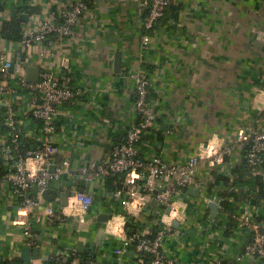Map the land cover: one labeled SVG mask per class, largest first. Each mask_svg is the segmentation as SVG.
<instances>
[{"label":"crops","instance_id":"1","mask_svg":"<svg viewBox=\"0 0 264 264\" xmlns=\"http://www.w3.org/2000/svg\"><path fill=\"white\" fill-rule=\"evenodd\" d=\"M70 3L18 0L11 14L0 17V29L17 14L19 20L21 15L27 16L26 21L20 20L23 33L34 32L42 16ZM88 9L71 39L52 38L28 53H22L18 44L1 42L10 49L7 58L15 72L26 76L28 67L53 72L61 82L81 91L60 111L55 163L67 162L72 173L109 158L134 121L131 72L140 68L149 77V101L158 120L156 127L143 134L139 157L171 165L202 154L206 160L199 167V176L208 182L211 198L227 190L216 179L225 177L232 183L239 176L235 172L244 165L246 152L239 132L258 126L264 109V0H171L165 16L148 33L147 46L143 44L147 9L140 0H89ZM117 52L121 53L119 74L113 67ZM25 126L28 142L36 146L37 123L29 118ZM226 150L229 154L223 153ZM254 174L264 176V170ZM75 177L63 174L52 189L67 193L75 187L93 198L83 222L69 217L63 225H37L32 248L22 244L18 229L11 224L15 198L6 187L0 191V264H49L52 257L66 251L90 253L99 264H116L113 250L119 239L100 222L103 215H109L111 221L122 218L128 228L134 217L135 232L144 235H151L161 225L160 216L153 215L150 207L144 211L143 206L133 215L120 211L113 192L105 189V178L89 187ZM233 188L236 194L243 190ZM245 194L243 190L242 199L238 195V201L232 202L238 205L234 214L264 225V201L254 207ZM179 200V229L166 236L162 245L169 260L213 264L241 252L247 243L246 232L234 219L235 226L226 236V215L219 212L210 220L205 201L188 190ZM51 203L60 205L58 199ZM101 227L103 239L99 237ZM44 257L48 260L43 261ZM124 261L139 260L128 250ZM241 264L264 261L247 259Z\"/></svg>","mask_w":264,"mask_h":264},{"label":"built area","instance_id":"2","mask_svg":"<svg viewBox=\"0 0 264 264\" xmlns=\"http://www.w3.org/2000/svg\"><path fill=\"white\" fill-rule=\"evenodd\" d=\"M88 1L71 0L70 5L62 10L47 12L42 16L37 30L23 33L20 42L6 40L0 33V191L4 187L8 188L16 200L11 224L18 229L22 244L32 248L35 245L33 232L37 225L59 226L66 223L69 217H75L83 222V215L93 203V198L89 194L75 187L67 191L66 207L44 201L41 198L42 192L55 187L63 174L70 173L71 176L76 174L75 178L93 182L102 181L108 174L127 173L129 177L126 180V188L118 189L113 193L118 209L131 213L129 207L135 201H139L137 212L140 213L142 207L155 198L157 202L155 214L161 217V225L152 236L138 232L129 235L127 224H123V230L119 234L113 233L106 226V230L119 239V246L113 250L116 264H179L167 258L162 245L165 237L175 232L171 226L172 221L178 222L182 216L179 199L185 190L193 185L204 201L217 203L220 207L219 212L226 215L221 205L224 199L219 195L211 198L208 182L199 176V167L206 160L202 154L191 156L184 163L171 165L164 164L159 159L144 161L139 157L138 145L143 134L156 127L158 120L149 101L150 80L147 73L140 68L131 72L134 83L135 118L121 141L113 146L109 158L104 162L90 163L71 173L67 162L55 163L57 147L54 144V137L58 135L57 123L60 111L81 91L70 86L69 83L61 82L58 76L48 71H41L35 83L27 81L25 74L13 70V65L7 58L10 49L1 46V42L18 44L22 53H28L33 46L42 45L52 38L75 37L77 24L89 11ZM140 1L147 9V15L143 20V28L147 31L143 37V44L147 46L150 42L148 31H151L165 16L171 6V0ZM17 7L18 0H0V17L8 16ZM29 118L37 123L36 132L39 138L36 146H31L28 142L25 124ZM238 139L245 141L246 144L244 164L255 173L262 171L264 169V109L259 114L258 126L241 130ZM223 153L229 154V150ZM52 167H54L53 171ZM138 181L143 185L139 186ZM156 187L162 190L154 196L152 192ZM125 195L127 199H124ZM73 197L78 198V203L69 209L70 199ZM225 200L234 202L233 197H227ZM167 210H170L169 214H166ZM173 212H176L175 217H172ZM232 219L246 232L247 243L232 259L219 260L213 264H241L247 259L264 261V225L246 217H237L235 214L232 215ZM261 228L263 232L259 234ZM128 250H132L134 257L139 260L137 263L124 261ZM68 258H73L71 264H99L90 257L81 260L74 251L59 253L52 257L51 261L55 264H63L62 261Z\"/></svg>","mask_w":264,"mask_h":264},{"label":"trees","instance_id":"3","mask_svg":"<svg viewBox=\"0 0 264 264\" xmlns=\"http://www.w3.org/2000/svg\"><path fill=\"white\" fill-rule=\"evenodd\" d=\"M19 12L17 11V13ZM0 33L6 40L12 42H20L22 39L23 32H22V26L19 20V16L17 14H14L9 21L3 22ZM148 33H150V31H148ZM253 172L254 171L251 168H249L247 165L244 164L243 166L240 167L239 170L235 172L239 174V176L236 177V179L232 183H230L229 179L225 177H220L216 179L217 183L222 182L224 183V185L228 187L227 190L219 194V197L221 199H224L221 205L229 221L225 232L226 236L230 235L233 227L235 226V224H233L232 215L238 209V205L233 204L232 202L230 203L225 200L227 197H233L235 201H238V194L235 193L233 186H237L238 189H243L244 192L246 193L245 197L248 198L249 203L254 207L260 206L261 203L264 201V176L255 175L254 174L255 172L254 173ZM126 175L127 173L108 174L105 177V189L108 192H113V193L118 189L124 190L127 186L125 180ZM137 183L139 186L143 185L141 181H138ZM256 223L259 224V221L257 220ZM154 233L155 232L153 231V233H151V236ZM78 256L81 260H85L88 257L95 259L90 253H80L78 254ZM72 260L73 258H68L66 260H63L62 263L71 264ZM11 264H19V263L13 262ZM49 264H55V262H52L50 260Z\"/></svg>","mask_w":264,"mask_h":264},{"label":"water","instance_id":"4","mask_svg":"<svg viewBox=\"0 0 264 264\" xmlns=\"http://www.w3.org/2000/svg\"><path fill=\"white\" fill-rule=\"evenodd\" d=\"M27 19V16L26 15H21L20 16V20L23 22V21H26ZM114 71L115 73L119 74L120 71H121V53L117 52L115 54V58H114ZM27 72H26V80L29 81V82H37L38 81V78H39V73H40V70L38 68H33V67H28L27 69ZM165 127V125H164ZM51 170L53 171L54 170V167L51 168ZM84 181V179H82ZM87 185L89 187H92L93 186V182H87ZM162 189L161 188H158L156 187L152 194L155 196L157 195V193L159 191H161ZM188 193L194 197H198L199 196V191L197 189L194 188L193 185H190L188 187ZM239 199L241 200L242 199V195H243V190H239ZM41 198L48 202V203H51V202H55L57 199L59 200L60 202V205L61 207H66L67 206V199H68V195L67 193H58L56 190L54 189H46L42 192L41 194ZM124 199H127V196L125 195L124 196ZM205 204L207 206V208L210 210V220H213L219 213L220 211V207L217 203L215 202H212L210 200H206L205 201ZM156 205H157V202H156V199L153 198L150 203H146L143 207V210L146 211L149 207L153 209V215H155V208H156ZM170 213V210H167L166 211V214H169ZM124 216L126 217L127 215L124 214ZM142 216V215H140ZM161 218V217H160ZM109 221V215H103L102 219H100V222L102 224H107ZM136 220L134 219V217H130L129 219V228L127 229V233L129 235H132L134 232H135V226L133 227V225L135 224ZM171 226L173 229H179V223L177 221H172L171 223ZM263 232V229H259V234H261ZM99 237H101V239L104 238V228H100V231H99ZM37 253V250L35 251ZM48 258L47 257H44L43 258V261H47Z\"/></svg>","mask_w":264,"mask_h":264},{"label":"clouds","instance_id":"5","mask_svg":"<svg viewBox=\"0 0 264 264\" xmlns=\"http://www.w3.org/2000/svg\"><path fill=\"white\" fill-rule=\"evenodd\" d=\"M133 177L135 178V173L133 174ZM78 203V198L77 197H73L70 199V203H69V209H71L72 205ZM139 204V201H135L132 204L133 208H136L137 205ZM176 216V212L172 213V217ZM123 224H124V220L122 218H115L113 221H110L109 224L107 225V229L111 230L113 233H121L123 230Z\"/></svg>","mask_w":264,"mask_h":264},{"label":"bare ground","instance_id":"6","mask_svg":"<svg viewBox=\"0 0 264 264\" xmlns=\"http://www.w3.org/2000/svg\"><path fill=\"white\" fill-rule=\"evenodd\" d=\"M129 211L132 213V214H136L137 213V207L136 208H133L132 205L129 207ZM111 231V230H110Z\"/></svg>","mask_w":264,"mask_h":264}]
</instances>
